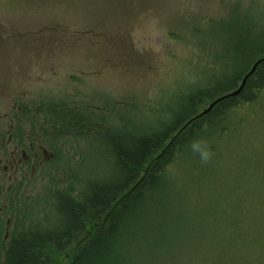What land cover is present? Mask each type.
Masks as SVG:
<instances>
[{"label": "rangeland", "instance_id": "obj_1", "mask_svg": "<svg viewBox=\"0 0 264 264\" xmlns=\"http://www.w3.org/2000/svg\"><path fill=\"white\" fill-rule=\"evenodd\" d=\"M0 19L11 23L18 34L27 35L37 29L35 42L38 44H47L54 39L41 54V45H35L28 36H18L16 48L0 47L5 58L14 51L16 54L29 53L34 47L32 55L46 54L48 60H53L59 52L63 55L72 53L78 61V71L69 70L67 65L62 74L57 75L52 71L50 74L36 71L37 80L45 77L64 87L43 91L37 88L35 93L53 97L56 104L61 101L66 108L70 104L76 108L85 100L95 107L121 106L120 111L129 120V131L134 132L135 128L137 134H143L146 129L140 122L151 124L156 117L169 119L171 109L181 101L185 105L201 92L200 89L214 90L221 84V75L237 57V46L243 43L245 34L248 31L252 35L264 32V0H0ZM44 27L47 29L43 30ZM11 41L16 42V38ZM104 60L109 61L110 66L102 69ZM14 64V58L6 64L0 61L2 104L6 102L3 98H9L7 92L13 96L19 89ZM5 84L9 86L8 91L3 89ZM8 108L7 105L0 106V113H5ZM258 113L254 125L246 131L248 140L234 147L227 159L233 163L236 156L248 158V152L243 149L258 147L257 161L263 164L252 165V179L256 176L263 182L264 109ZM52 148L59 154L51 172L57 184L43 185L31 200L22 202L26 227L38 221L46 223V219L48 223H57V210L51 199L53 194H48L54 186L64 187L74 198H82L96 185L115 175L112 146L103 135L91 136L88 142L70 136L59 140ZM229 167L237 176L244 170L231 164ZM238 178L216 177L215 190L233 194L241 189H235ZM250 178L247 176L246 181ZM173 193L174 190L171 197ZM47 199L49 204L41 207L40 203L45 206ZM226 204L222 206L223 210L231 205ZM215 205L218 213H230L220 211L222 203L217 205L215 202ZM248 212L252 213L254 221L246 236L251 235L250 240L255 241L259 233L264 232V217L260 214L264 209L255 206ZM214 213L215 207L198 213L197 220L184 215L185 222L181 223L180 229H174L172 236L180 248L166 250V264L186 260L211 264L228 257L227 248L237 243V235L232 231L227 234L223 224L215 223ZM122 241L123 247L135 251L130 264H154L155 257L150 255L147 241H135L133 233ZM138 247L139 252L136 251ZM251 249L257 251L254 258L241 255L242 262L264 264L260 261V249L250 244Z\"/></svg>", "mask_w": 264, "mask_h": 264}, {"label": "trees", "instance_id": "obj_2", "mask_svg": "<svg viewBox=\"0 0 264 264\" xmlns=\"http://www.w3.org/2000/svg\"><path fill=\"white\" fill-rule=\"evenodd\" d=\"M242 40L237 57L221 75L216 89H200L187 104L181 101L174 105L169 119L156 117L151 124L140 122L146 129L143 134H137L135 128L129 131L128 118L115 104L98 107L97 111L85 100L67 113L59 112L55 125L71 136L88 142L91 136L103 135L111 143L114 178L96 185L82 198L54 186L48 194H53L57 223H48L47 219L46 223L38 221L28 227L23 223L21 239L13 242L4 264H130L135 251L121 245L130 233L135 241H147L150 255L155 257L152 263L166 264V250L178 247L172 236L174 229L185 222L184 215L197 220L198 213L213 207L214 222L223 224L227 234L236 233L237 243L227 248L224 261L211 264H244L241 255L252 259L257 252L250 250V244L260 249V261L264 262V232L255 241L250 240L251 235L246 236L254 221L248 211L255 206L264 209V181L256 176L252 179L251 171L253 164H263L257 161L260 149L244 148L248 158L236 156L233 163L227 159L234 147L248 140L246 131L254 125L258 111L264 109V62L239 95L221 101L185 127L208 104L236 90L254 62L264 57V32L252 35L248 31ZM193 142L207 145L211 152L207 162L191 150ZM229 164L243 168L241 175H234ZM218 176L239 177L235 189H241L233 194L216 191ZM247 176L251 180L246 181ZM49 183L57 184L53 178ZM49 199L40 206L46 207ZM215 202L222 203V213H230H218ZM226 203L231 205L223 210ZM260 214L263 218L264 213ZM178 264L208 263L186 260Z\"/></svg>", "mask_w": 264, "mask_h": 264}, {"label": "flooded vegetation", "instance_id": "obj_3", "mask_svg": "<svg viewBox=\"0 0 264 264\" xmlns=\"http://www.w3.org/2000/svg\"><path fill=\"white\" fill-rule=\"evenodd\" d=\"M0 23L3 24H0V47L3 49L9 46L16 48L18 36L21 38L28 36L35 45H41L40 53L44 54L45 49L54 40L47 44H38L35 42L37 29L22 35L18 34L6 19H0ZM46 29V27L43 28V30ZM6 34L7 37H5ZM15 38L16 42L11 41ZM33 53L34 47L29 53L27 51L20 54L11 52L8 58L0 52V61H3V64L11 62L14 58L19 87L13 96L11 92H7L9 98H3L6 102L0 103V106H9L5 113H0V264L7 261V252L13 242L21 239L22 202L31 200L34 193L43 185L49 184L52 179L53 162L55 164L59 158L58 152L52 147L59 140L71 136L69 132L55 125V116H59V112H65L67 109L70 111L71 104L66 108L61 101L56 104L53 97L41 92L35 93L37 88L43 91L50 87L59 89L64 86L59 82L51 83L45 77H41L39 81L34 74L36 71L42 74H50L51 71L56 75L62 74L66 65L69 70L78 71V61L72 57V53L63 55L59 52L53 60H48L46 54L32 55ZM114 61L119 63V60ZM101 66L102 69L107 68L110 62L104 60ZM114 66L117 65L114 64ZM14 88L15 86L12 91ZM3 89L8 91L9 86L5 84ZM56 105L60 107L57 108ZM92 106L96 108L95 110L100 109L94 104Z\"/></svg>", "mask_w": 264, "mask_h": 264}, {"label": "water", "instance_id": "obj_4", "mask_svg": "<svg viewBox=\"0 0 264 264\" xmlns=\"http://www.w3.org/2000/svg\"><path fill=\"white\" fill-rule=\"evenodd\" d=\"M264 62V57H262V58H259V59H257L255 62H254V64L252 65V67L250 68V70L245 74V76L242 78V80H241V83H240V85H239V87L236 89V90H234V91H232V92H230V93H228V94H225V95H223V96H221V97H219L218 99H216V100H214L212 103H210L201 113H199L198 115H196L195 117H193L190 121H188L186 124H185V127L187 126V125H189L190 123H192L193 121H195V120H198V119H200L201 117H203V116H205V115H207L218 103H220L221 101H224V100H226V99H228V98H231V97H235V96H237V95H239L242 91H243V89L245 88V86H246V83H247V81H248V79L255 73V71H256V69H257V67L260 65V64H262ZM184 127V128H185Z\"/></svg>", "mask_w": 264, "mask_h": 264}, {"label": "clouds", "instance_id": "obj_5", "mask_svg": "<svg viewBox=\"0 0 264 264\" xmlns=\"http://www.w3.org/2000/svg\"><path fill=\"white\" fill-rule=\"evenodd\" d=\"M191 150L194 153H197L203 162H207L211 157V152L208 149L207 145L201 142H193L191 144Z\"/></svg>", "mask_w": 264, "mask_h": 264}, {"label": "bare ground", "instance_id": "obj_6", "mask_svg": "<svg viewBox=\"0 0 264 264\" xmlns=\"http://www.w3.org/2000/svg\"><path fill=\"white\" fill-rule=\"evenodd\" d=\"M84 240H85V236L83 237V239H82V242L81 243H83L84 242ZM68 245V244H67ZM67 247V246H66Z\"/></svg>", "mask_w": 264, "mask_h": 264}]
</instances>
